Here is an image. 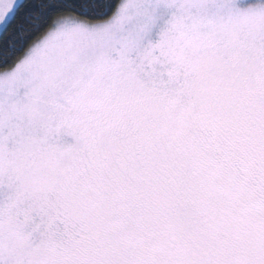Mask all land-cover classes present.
<instances>
[{
  "label": "snow or ice",
  "instance_id": "1",
  "mask_svg": "<svg viewBox=\"0 0 264 264\" xmlns=\"http://www.w3.org/2000/svg\"><path fill=\"white\" fill-rule=\"evenodd\" d=\"M0 264H264V0H0Z\"/></svg>",
  "mask_w": 264,
  "mask_h": 264
}]
</instances>
